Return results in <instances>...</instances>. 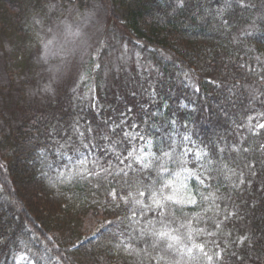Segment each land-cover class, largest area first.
Listing matches in <instances>:
<instances>
[{
  "label": "trees",
  "instance_id": "1",
  "mask_svg": "<svg viewBox=\"0 0 264 264\" xmlns=\"http://www.w3.org/2000/svg\"><path fill=\"white\" fill-rule=\"evenodd\" d=\"M94 1L115 21L121 16L119 25L152 74L131 75L127 85L120 78L106 82L99 63L80 94L30 103L22 86L18 121L0 111V264H264V129L255 122L264 113V0H244L246 8L237 0L230 6L226 0ZM43 5L0 0V33L26 36L25 18ZM24 64L21 56L11 66V81ZM121 129L141 133L156 155L169 150L171 138L177 159L187 143L183 135H190L220 169L200 188L208 199L197 196V206H186V215L177 212L163 228L156 213L129 198L149 202L147 193L137 196L143 185L134 183L148 172L127 158L131 144ZM168 167L183 171L171 161ZM189 220L191 239L180 227ZM149 227L178 229L172 235L180 236L179 251L167 249L173 241L141 236Z\"/></svg>",
  "mask_w": 264,
  "mask_h": 264
},
{
  "label": "rangeland",
  "instance_id": "2",
  "mask_svg": "<svg viewBox=\"0 0 264 264\" xmlns=\"http://www.w3.org/2000/svg\"><path fill=\"white\" fill-rule=\"evenodd\" d=\"M55 2L56 9L43 5L40 13L25 18L26 36L15 38L0 33V111L9 120L12 116L13 124L18 121L15 98L22 86L26 102L40 104L57 95L63 99L68 93L80 94L81 86L94 79L99 63L104 67L106 82L120 78L127 85L131 75L152 74L151 64L119 25L118 13L115 21L111 11L94 0ZM21 56L25 64L11 81L8 72L11 75V66L21 61ZM263 117L261 113L255 121H259L258 127L264 124ZM127 142L133 155L142 148L147 152L143 140ZM117 168L119 165L114 164L113 169Z\"/></svg>",
  "mask_w": 264,
  "mask_h": 264
},
{
  "label": "snow or ice",
  "instance_id": "3",
  "mask_svg": "<svg viewBox=\"0 0 264 264\" xmlns=\"http://www.w3.org/2000/svg\"><path fill=\"white\" fill-rule=\"evenodd\" d=\"M69 3H71V0H69ZM237 3L241 8L250 7V5L246 4L244 0H237ZM230 5L231 0H226V6ZM44 6L49 7L50 10H54L57 8V3L55 0H44ZM223 24L227 26L228 21L224 20ZM97 67H100V65H97ZM122 123L127 124V121L124 120ZM169 123L174 126L176 121L171 120ZM116 127H119V125ZM130 127L135 129L137 126L132 124ZM259 127L264 129V124H260ZM74 130L78 131V129ZM113 131H115V129H113ZM121 131L123 132L125 139L129 141H135L137 139L144 140V136L138 131L135 133L131 131H124L123 129H121ZM79 135L83 137L84 133L79 132ZM183 141L187 143L184 145V150L180 154L179 159L173 155L175 152L176 142L171 140V138H169V150L165 151L163 148H161L160 155H156L155 153H147L145 149L142 148L136 155H133V152H129L127 157L132 160V163L138 164L142 171L147 170L148 172L147 175L143 176L142 178H138L134 183L143 185V190H140L139 187L137 188V196L145 197L147 193L146 199L149 202L145 203L144 200L137 199L136 197L132 196L131 193H129V198L134 202L135 205H138L144 211L156 213V216L159 218V222L163 228L168 227V224L165 223L166 220L168 223L175 222L177 219V212L184 213L186 215L184 212L186 206H197V196H201L202 199H208V197L203 196L200 188H207V181L212 179L211 173L213 171H220L219 168L214 169L211 167L213 164L212 155L198 145H194L190 135H183ZM188 144H193L194 147H188ZM84 147L87 148L88 145L85 144ZM147 147H151V141L147 142ZM133 151H135V149ZM218 151L219 153H223L225 150L224 148H219ZM244 151H247V149H244ZM189 155L192 157L191 161L185 159ZM68 159L71 161L73 157L70 156ZM169 161L178 163L179 167L182 168L183 171L170 170L168 167ZM120 163L123 164L124 161L122 160ZM189 163L192 164L191 168L187 166ZM129 167H131V164ZM152 172L156 173V178L152 177ZM162 173H167L169 176H174V179L164 180L161 176ZM119 174L126 175L123 171H121ZM89 175H91V173H89ZM189 179L193 181L191 187L188 184ZM177 184H179V188H177ZM166 190H169L168 194H166ZM112 195L115 198L116 194L112 193ZM128 202L129 201L126 199L125 203ZM135 215L136 214L134 212L133 216ZM109 223H111V221H109ZM148 223L149 226H151L152 221L150 220ZM191 223L192 221L189 220L187 225L183 223L180 225L181 228H188L189 239H191L192 236V230L190 227ZM172 231L178 232L179 230H155L149 227L141 231V236H143L145 232H150L152 236L156 237V242L163 240L173 241L167 244V249L179 251V249L176 248V244L174 242L179 241L180 236L172 235ZM244 239L247 238L242 237L241 241L243 242ZM125 247L126 250H129L127 246ZM195 247L200 248V250L203 251V247L201 245H195ZM187 252L190 254L192 252V248H188ZM220 255L222 258V253Z\"/></svg>",
  "mask_w": 264,
  "mask_h": 264
}]
</instances>
